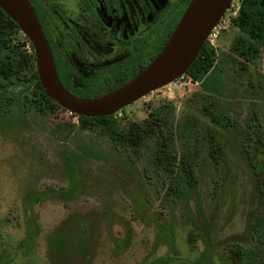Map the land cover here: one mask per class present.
I'll use <instances>...</instances> for the list:
<instances>
[{
  "label": "rangeland",
  "instance_id": "obj_1",
  "mask_svg": "<svg viewBox=\"0 0 264 264\" xmlns=\"http://www.w3.org/2000/svg\"><path fill=\"white\" fill-rule=\"evenodd\" d=\"M239 4L231 2L213 44L207 41L223 78L218 93L206 90L207 74L200 82L183 74L113 114L122 126L154 124L140 148L115 143L97 125L81 127L62 107L20 111L32 79L7 90L13 99L0 108V264H153L159 257L162 264H227L229 247L248 242L264 174L253 173L240 132L256 110L264 137V45L232 23ZM11 39L34 52L21 30ZM207 111L229 120L227 127ZM205 125L214 129L206 133ZM208 135L220 144L215 157ZM158 136L169 153L188 159L190 193L155 167L145 175Z\"/></svg>",
  "mask_w": 264,
  "mask_h": 264
},
{
  "label": "flooded vegetation",
  "instance_id": "obj_2",
  "mask_svg": "<svg viewBox=\"0 0 264 264\" xmlns=\"http://www.w3.org/2000/svg\"><path fill=\"white\" fill-rule=\"evenodd\" d=\"M61 83L94 98L140 73L160 52L190 0H29Z\"/></svg>",
  "mask_w": 264,
  "mask_h": 264
},
{
  "label": "trees",
  "instance_id": "obj_3",
  "mask_svg": "<svg viewBox=\"0 0 264 264\" xmlns=\"http://www.w3.org/2000/svg\"><path fill=\"white\" fill-rule=\"evenodd\" d=\"M232 23L255 42L264 45V0H240L238 12L232 18ZM19 30L18 25L0 8V108L5 107L6 103L13 99L7 90L16 83L29 79L34 80V89L30 94L24 96L19 104L20 111H24L27 105L34 106L37 112L52 111L57 107H61L48 98L42 88L36 71L34 52L27 53L20 44L12 41L11 35ZM241 43L245 44V41L241 40ZM29 70L30 76L28 77L27 72ZM206 74V90L212 94L218 93L223 78L215 68V51L207 41L204 42L195 60L186 70L185 75H188L193 81L200 82ZM35 101L36 104L33 103ZM207 112L213 123L227 127L229 120L223 123L224 119L221 116ZM78 118L81 127L97 125L107 130L112 141L122 143L128 148H140L147 140L152 138L151 133H153L154 124L142 125L131 122L126 126H122L113 114L100 117L78 115ZM213 129L205 125L203 130L206 132V130ZM208 137L209 156L215 157L214 153L220 150V144L214 141L213 136L208 135ZM154 141L155 151L152 158L144 166L145 175L152 173L153 167H155L157 172L166 177L174 176L177 178V185L180 180L183 181L186 184L187 192L190 193L194 172L189 168L188 159L184 155L177 157L176 154L169 153L161 136H158ZM240 143L253 173L257 176L264 174L263 124L256 110L252 112L242 126ZM170 191L175 193L171 187H169L168 192ZM201 236L206 239L207 233L202 231ZM28 237L30 238V233ZM249 237L247 243L235 242L229 247L227 264H264V201L262 207L252 218ZM188 239L194 245V234H189ZM209 250V244L205 241L204 254H202L204 259L208 258ZM161 262L163 263L164 260L159 257L153 264H162Z\"/></svg>",
  "mask_w": 264,
  "mask_h": 264
},
{
  "label": "water",
  "instance_id": "obj_4",
  "mask_svg": "<svg viewBox=\"0 0 264 264\" xmlns=\"http://www.w3.org/2000/svg\"><path fill=\"white\" fill-rule=\"evenodd\" d=\"M232 1L190 0L156 57L121 87L94 98L75 95L61 83L47 37L29 0H0V8L31 43L38 79L47 97L76 115L100 117L114 114L185 74Z\"/></svg>",
  "mask_w": 264,
  "mask_h": 264
},
{
  "label": "built area",
  "instance_id": "obj_5",
  "mask_svg": "<svg viewBox=\"0 0 264 264\" xmlns=\"http://www.w3.org/2000/svg\"><path fill=\"white\" fill-rule=\"evenodd\" d=\"M217 24L210 30L206 41H208L210 44H213V39L217 36Z\"/></svg>",
  "mask_w": 264,
  "mask_h": 264
}]
</instances>
